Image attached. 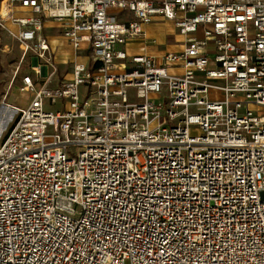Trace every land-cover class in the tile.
Returning <instances> with one entry per match:
<instances>
[{"label": "built area", "instance_id": "obj_1", "mask_svg": "<svg viewBox=\"0 0 264 264\" xmlns=\"http://www.w3.org/2000/svg\"><path fill=\"white\" fill-rule=\"evenodd\" d=\"M158 20L179 49L147 51ZM49 25L73 51L53 86ZM2 33L33 74L0 264H264V0H0Z\"/></svg>", "mask_w": 264, "mask_h": 264}, {"label": "rangeland", "instance_id": "obj_2", "mask_svg": "<svg viewBox=\"0 0 264 264\" xmlns=\"http://www.w3.org/2000/svg\"><path fill=\"white\" fill-rule=\"evenodd\" d=\"M146 30L149 36L157 37L159 41L157 46L148 43L149 48L158 51L175 50L178 48L179 36L171 22L161 20L155 24L146 26ZM48 33L54 36L55 40L53 46L55 48L57 72L49 83V86H53L60 80L69 78V73L71 72L70 59L73 57V51L60 37L57 28L49 29ZM139 42L141 43L142 41ZM20 53L19 45L6 34L2 33L0 35V141L17 116V111L8 107V105L22 107L31 99L29 92L20 90L22 75L33 74L30 56H27L23 60L20 64L19 72L13 78V72L18 64ZM55 107H59V103Z\"/></svg>", "mask_w": 264, "mask_h": 264}, {"label": "crops", "instance_id": "obj_3", "mask_svg": "<svg viewBox=\"0 0 264 264\" xmlns=\"http://www.w3.org/2000/svg\"><path fill=\"white\" fill-rule=\"evenodd\" d=\"M159 21H161V20H158V21H155V22H153L152 24H155L156 22H159ZM170 22V21H169ZM172 23V22H171ZM173 24V23H172ZM151 25V24H150ZM174 26V25H173ZM51 28H53L52 26H47L46 27V33L49 35V38H50V41H51V44L53 45V42L55 41L54 40V36H52L51 34H49L48 33V30L49 29H51ZM175 28V27H174ZM154 37V36H153ZM53 38V39H52ZM157 38V37H156ZM158 39V38H157ZM159 44V41H158V43H157V45ZM179 44H180V39H179ZM68 45V44H67ZM157 45H155V46H157ZM54 47V46H53ZM179 47L180 46H178V48L177 49H179ZM177 49H175V50H177ZM132 51H134V52H137V51H139L138 50V48L136 47V45L134 44V48L132 49ZM147 51L148 52H150V53H155V54H159V53H161V52H163V51H168V50H163V51H158V50H153V49H151V48H149V47H147Z\"/></svg>", "mask_w": 264, "mask_h": 264}]
</instances>
